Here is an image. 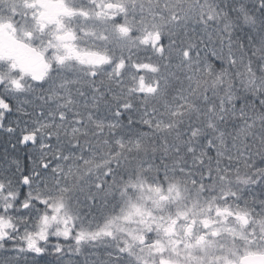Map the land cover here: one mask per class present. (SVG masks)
Wrapping results in <instances>:
<instances>
[{
    "label": "snow or ice",
    "instance_id": "1",
    "mask_svg": "<svg viewBox=\"0 0 264 264\" xmlns=\"http://www.w3.org/2000/svg\"><path fill=\"white\" fill-rule=\"evenodd\" d=\"M0 264H264V0H0Z\"/></svg>",
    "mask_w": 264,
    "mask_h": 264
}]
</instances>
